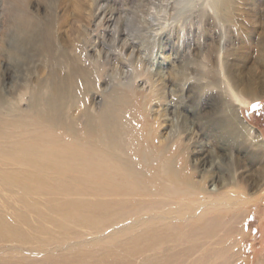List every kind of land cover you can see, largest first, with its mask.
Wrapping results in <instances>:
<instances>
[{
	"label": "rangeland",
	"instance_id": "rangeland-1",
	"mask_svg": "<svg viewBox=\"0 0 264 264\" xmlns=\"http://www.w3.org/2000/svg\"><path fill=\"white\" fill-rule=\"evenodd\" d=\"M203 2L204 0H31L27 12L29 10L28 13L42 26V28H50L55 35L56 50L51 53L52 55L50 58L53 59V61L48 63L46 61H48L49 55L40 48L41 43L38 38L33 39V41L31 40L32 42L30 43H25L24 41L26 40L23 39V36L17 38L14 36L12 39L8 38L9 41L7 40L6 42V28L10 15L7 10L8 1L0 0V102L4 101L6 103L1 106L0 112L2 114L5 113L4 107L7 108V105H10L14 113H11V115L19 114L21 120L31 121L33 124V126L28 125L29 129L27 130L25 129V125L18 129L12 128L9 133L10 136L5 139V141L8 140L6 145L14 143L18 139L20 140L21 136L19 138V135L23 132H27V135L31 137L30 134H32L33 131L32 137L41 136L45 141H48L47 134L51 133H48L46 129L44 130L43 125L39 123L37 119L33 117L29 119L30 108L34 106V104L37 105V108H43L48 102V98L54 86L52 83H55L53 82L52 76L63 79L62 77L68 73L67 70H69V65L79 61L77 66L86 70L89 74L91 73L89 78H91L90 81L94 84L92 88L93 91H91V88L84 90L85 87L80 82V79L77 78V88H75L74 91L72 90V98L69 97L64 102L65 104L62 101V103L58 105V110L60 107L61 110L59 112L64 113L68 109L66 112L68 113L67 115L70 116V113L75 107L76 110H74L72 114L76 116V124L78 125L74 122L72 128H76L79 137H84L85 133L88 134L87 132L83 134V123H85V119L79 115L82 114L80 110L82 111L84 107H89L88 110L94 119H92L91 124L93 122L97 129L100 127V129H96V133L97 136H101L100 132L105 133L106 129L108 132L110 131L105 123L103 125L99 123L100 117L98 118V115L105 107L103 105L109 102V100L112 103L123 100L117 107L119 111L114 113V117L116 115V119L119 121L118 125L119 123L120 125L118 128L114 127L113 132H118H116L118 140L122 142L119 143L120 148L117 150L118 155L126 162L129 160L128 163L131 164V167L134 165L132 167L133 175H131L130 180L134 178L132 180H135L136 184L138 183L137 185L140 186H138L140 190H144L142 191L143 193L148 192L147 194L150 196L152 194L151 197L149 196L150 198L140 199L135 196V198H133L136 199L134 200L135 202L137 200V202L141 200L146 201V199L151 201L154 199L155 201V198L156 201H159L160 198L162 200V198H164L163 196H167L168 193H171L168 195H173L174 193L179 194L183 191L180 188H173L169 184V186L163 184V194L157 197L151 190V186H153V190L157 192V189L154 188L155 184L153 179L155 178V180H158L157 178H159L160 175H164L163 173L166 169L169 171H171L172 168L174 169V167H171L174 162L177 169L182 166L184 172L191 173L190 177L192 176L191 179L196 182V185L201 182L202 173L194 162H196V159L205 156L211 161V168L208 171L207 178L209 179L216 176L221 179L215 187L209 186L208 182L203 183V187L207 189L205 188L201 192L197 190L193 191L196 192L197 196L195 193H191L189 195V200H181L177 205L170 206V208L176 209L181 205L186 206L187 203L188 205H192L181 211L179 216H162L166 221L162 219L160 223L158 221L159 228L165 227L164 231L167 228L168 231L164 232L162 228L164 233H162V231L159 233L157 244H154V247H157L156 249H154V247L149 249L150 247H146L141 241L143 237L141 234L144 228H135L136 232L133 228L130 230L125 229L133 222L131 219H134V213L132 214L131 212L132 217L129 215L130 213H127L129 209L127 207L129 206L119 205L113 208V204L111 207L109 205V212L108 210V213L104 212L105 214L107 213L106 215L99 211L97 212L95 208L92 209L97 213L94 211L93 213L92 209L89 210L90 212L82 209L79 211L80 213H73L71 212V208L69 212L71 202H78V200L82 202L83 199H86V201L87 199L94 200L91 196L83 197L82 199L80 195L79 198L78 194L73 193L75 192L74 190L80 191V189H83L86 193L89 192L88 194H90V192L91 194L98 192V190H100V188H97L98 183L92 178L86 177V179L85 176L81 175L77 177L76 172H65L61 174L43 173L41 175L39 173L38 175L40 176H38L34 182L36 185L41 184V187L38 185L41 191L39 192V189L35 185L37 190L32 188V191L25 194L20 192L21 190L13 189L14 187L7 188L13 189V191L16 190V192L14 191L15 193L12 190L10 191V189L5 190L6 192H2L6 187L4 186L2 190L1 186L0 202L4 203L3 205L0 203V207L2 208H0V212L2 215L7 216V218L5 217L4 219L10 226H14L19 230V235L16 239H0V264H264V174H258L264 167V0H229L230 7L227 11L224 10V12H222L225 16L229 17V19H227L229 22L226 24V34H224L225 32L220 25L221 22L223 23L221 18L214 17L211 10L208 7L205 8ZM102 6L107 10L105 11L106 16H104L107 19L106 21L104 20L102 24L98 25L96 15L98 14V8ZM93 17L96 19L94 18L93 20ZM108 18L111 21H109ZM143 20L148 24H141L140 22ZM114 31L119 33V39H123V41L120 39V42L122 41L123 43L126 41V43L124 42L126 45L122 50H115L112 47L111 37ZM223 37L225 38L224 42L222 41ZM56 40H59L58 44H60V48ZM120 44L121 43H119L118 46ZM6 46L12 49L16 48L14 52L17 54L12 55L11 60L5 58L4 52ZM97 51H101V58H98L99 60L94 62L93 60L98 57ZM218 58L227 63L222 71L224 77L232 78L233 80L237 79L242 83L239 89L243 92L238 96L240 99H238L239 102L232 96H229L226 87L223 88V85L221 86L220 82L223 77L219 70L220 61ZM19 62H21V64ZM53 62L57 64L54 66L52 64ZM66 64L67 66H65ZM53 70L55 74H53ZM59 76H61V78ZM45 89L48 91L46 92ZM79 91H81V94ZM107 96L109 97L107 98ZM33 97L34 103L32 105ZM73 98L75 100H73ZM117 99H119V101ZM253 99L257 100L252 101ZM77 101L79 102L75 103ZM126 101L127 103H125ZM66 102L73 103H71V105L70 103L66 104ZM248 102L249 104L247 105ZM38 103L42 105L39 107ZM74 103L79 107L77 108ZM123 103L125 104L123 105ZM69 105L73 108L69 107ZM166 107L168 110L163 113ZM129 108L130 110H128ZM228 109L235 112L243 125L253 130L255 136H257L255 141H251L249 137H245L242 131L241 134L238 133L242 136V138L238 140L239 143L236 141L237 138L233 141L228 140L224 129V124L228 121L231 122V118L227 112ZM131 110L134 111L132 112ZM172 110L174 111L173 113ZM91 111L95 114L91 113ZM66 112L63 115H66ZM132 114L135 115L133 116ZM121 116H123V118ZM78 117L81 119L79 118L78 120ZM128 120L131 121L129 122ZM24 121H21L20 124L24 123ZM35 122L38 123L36 124ZM58 124L59 120L56 122L55 126L60 127ZM97 124L100 125L98 126ZM96 125L98 127H96ZM121 125L125 128L122 129V127H120ZM37 127H40L39 130ZM81 127L83 128L81 129ZM120 130H122L123 133H120ZM2 132L4 131L2 130ZM8 132L9 131H7V133ZM11 132H13V134L16 133L11 135ZM42 132L44 133L42 134ZM138 132H140V136H138ZM143 132L148 136L151 135L152 140L148 139L146 141L143 139L145 137ZM190 132L193 133L191 134V140L188 139L190 137ZM54 135L56 136L55 145H61L63 141L65 144H69L72 149L76 145H72V143L69 142L68 135L66 133L64 134V131L61 129L56 130ZM24 137L25 135L22 136V138ZM60 137L67 139L63 140ZM88 137L89 136H87V138ZM91 138L94 139L95 135ZM129 138L132 139L129 140L130 142L128 141ZM125 141L127 142L125 143ZM124 145L128 147L125 149ZM169 145L170 147H168ZM161 146H165L163 147L164 149H161ZM179 147L180 149H178ZM180 150L183 153L182 156L178 154ZM129 152H131V155ZM135 152L138 153L135 154ZM159 155L162 158H160ZM8 156V154L4 156L5 160L9 159ZM163 157H165V159H170L169 157L173 159L171 162H168L170 165H167L166 168L163 166L165 160ZM7 161L3 162V164H6V167L8 166L7 168L4 167L5 165H0V167L13 171L19 169L10 159L8 163ZM105 164L109 165L108 162H105ZM139 168L141 170H139ZM21 170V174L17 172L21 179H24L30 170L33 174L38 172L36 169H25L24 172ZM167 170L166 172H169ZM142 171L144 173H142ZM87 180L91 181L90 187H87L84 183V181ZM34 182L30 183L31 187H34ZM42 183H44V185ZM56 184L58 186H55ZM157 185L156 183V186ZM47 186L49 191L47 190ZM36 191H38V193ZM44 192L48 193V197ZM15 194L19 195L18 198L20 201L15 197ZM37 194H39V196H37L39 202L35 199ZM198 194L201 195L202 199ZM29 196H31V198ZM51 197L54 201L50 202V200H52ZM226 197L229 198L227 199ZM104 198L111 200V203L114 201L111 197L103 196V200H105ZM30 199H34L32 200L33 202H31ZM164 199L166 201L167 197ZM47 200L49 204L46 203L47 205H43ZM62 200L64 202H62ZM8 202L15 204L9 206ZM65 202H67V208L65 205L63 206ZM31 203H34V205L42 203L46 209L40 204L37 208ZM168 203H170V201H168ZM174 203L176 202L174 201ZM20 204L23 205V207ZM170 204H172V202ZM215 205L216 207H214ZM221 205L223 208L220 209ZM226 205H228L227 208H224ZM17 206L19 209L16 208ZM6 207H8L7 210L5 209ZM30 207L37 209L38 212L29 209ZM54 207L55 212L53 213L52 211L54 210L52 209H54ZM62 207L66 208L67 213H72L73 215L71 216L74 218L71 216V218L66 217L67 214L65 215V213H63L65 208L63 209ZM14 208L18 213H13L16 212ZM47 208H49V210H47ZM20 209L21 212L19 211ZM39 209L41 211L43 209L44 211L47 210L50 214H47L45 217L41 214L44 213V211L39 213ZM59 209L63 210L62 214H60L61 212L59 213ZM114 209L115 212L117 210V214L114 212L115 215L111 214ZM192 209L195 211H192ZM111 210L113 211L110 212ZM208 210H211V212ZM226 210L229 214H226ZM124 211L125 214L127 213L128 215L124 216L127 221L121 218V216L123 217ZM183 212L184 216L181 215ZM31 213L35 214L31 215ZM156 213V211H153L147 215L151 216L153 214L151 216L152 218L157 217L156 215L160 216V214ZM18 214L22 215L19 217L21 219L18 220L19 222L17 221V225L14 219H16ZM25 214L26 217L24 218L25 220L28 219L29 221H27L29 223L22 218ZM96 214L99 215L96 216ZM109 214L112 215V218L115 216L114 219H109ZM190 214L191 216L189 218ZM15 215L17 216L15 217ZM35 215L41 218L38 219ZM80 215L83 217L85 215L87 217L85 220L82 217L83 221ZM75 216H79V218L77 217L76 219ZM100 216H102V218ZM105 216L108 218V221ZM31 217L36 219L33 220ZM43 217L45 219L43 220L45 224L43 221H39L40 219L42 220ZM47 217L49 219H46ZM169 217L174 218L170 220ZM92 218L93 221H91ZM187 219L191 221V223L195 222L189 224V228ZM219 219L220 221H217ZM7 220H10V222ZM185 220L187 223H185ZM31 222L34 223L33 226ZM46 224L49 225V229H47ZM76 224H78V226ZM85 224H87V226L90 225L88 226L90 228H93L95 225L96 227L91 230L86 227ZM80 225L82 226L79 227ZM181 225H186L187 228L184 226L182 230ZM44 226L46 228L45 231L49 230L50 232L47 231L49 233H47L48 236L45 235L46 233L42 229ZM37 228L38 230H36ZM155 228L157 229V227ZM203 228H208V230H203ZM210 228L212 229L210 230ZM227 229H229L228 232H226ZM125 230L126 233H124ZM99 231H102V233ZM108 232L111 233V235L114 234V236L111 237ZM128 232L131 234H128ZM174 233L175 236L173 235ZM227 233L228 237H225ZM134 234H138L139 236H135ZM164 234L165 237L168 236V240L167 238L165 239L163 236ZM171 234L174 237L178 236V238L176 237L177 239H175V241L178 240V243H175L176 245L174 244V237H172ZM177 234H181V236ZM37 236L38 238H36ZM110 237L114 240L109 239ZM103 238L105 240H103ZM136 238L139 242H137L138 240H136ZM169 238L171 240H169ZM53 239L55 243H52ZM117 239L119 242L122 241L121 239L124 240L121 242V244H123L122 246ZM132 239H134V241H132ZM127 241H131L132 243H128ZM164 241L167 243L166 245H164ZM216 241L221 244H218ZM45 242H47V244H45ZM168 242H170V244H168ZM203 242L205 243L203 244ZM99 243H102L101 247L98 246ZM23 244L25 249L22 248ZM102 245L106 246H103V248ZM131 245L133 247H131ZM134 246H137V248L135 247L137 250L134 249ZM166 246L167 248L169 246V248H165ZM132 248L136 251H132ZM213 253L214 255H212ZM139 254L143 255L139 256ZM219 255L222 256V258H220ZM130 256L134 258L131 259ZM204 256L206 258H204ZM127 260L130 261L128 262ZM143 261H145V263H143Z\"/></svg>",
	"mask_w": 264,
	"mask_h": 264
},
{
	"label": "bare ground",
	"instance_id": "bare-ground-1",
	"mask_svg": "<svg viewBox=\"0 0 264 264\" xmlns=\"http://www.w3.org/2000/svg\"><path fill=\"white\" fill-rule=\"evenodd\" d=\"M8 1V3H7V10L9 11V15H10V19H9V22H8V25H7V35H6V42H7V40L9 41V39L8 38H10V39H12L14 36L17 38V37H19V36H23V39L24 40H26V41H24L25 43H30V42H32L33 41V39H39L40 40V48L42 49V50H44V52L45 53H47L48 55H49V59H48V61H46V62H48V63H51L52 61H53V59H51L50 57H51V53L52 52H54L55 50H56V47H55V45H56V43H55V35L53 34V31L50 29V28H47V27H43L42 28V26L40 25V24H38L33 18H32V16L28 13L29 12V10H28V12H27V9L29 8V6H30V3H31V0H7ZM47 1V0H46ZM97 1V0H96ZM37 2V1H36ZM98 3V2H97ZM204 6H205V8H209L210 10H211V12H212V14L214 15V17H218V18H221V20L223 21V23L221 22V28L223 29V31L225 32L227 29H226V24H228V22H229V20H227V19H229V17H227V16H225L222 12H224V10H228V8L230 7V5H229V0H204ZM6 4V3H5ZM46 4V3H45ZM92 5H93V2H92ZM91 5V6H92ZM95 5V4H94ZM45 6V5H44ZM43 6V7H44ZM90 6V7H91ZM97 7V6H96ZM50 8V7H49ZM96 9V8H95ZM105 11H107L106 10V8L104 7V6H102V7H99L98 8V14L96 15V18L98 19V25H100V24H102L103 22H104V20L106 21V19L107 18H105L104 16H106L105 15ZM111 17V16H110ZM109 17V18H110ZM35 18V17H34ZM94 18L95 17H93V20H94ZM95 18V19H96ZM109 18H108V20H109ZM113 18V17H112ZM127 18V17H126ZM115 19V18H114ZM38 20V19H37ZM109 21H111V20H109ZM116 21V20H115ZM7 22V21H6ZM95 22V21H94ZM123 22V21H122ZM114 23V22H113ZM141 24H148L146 21H141L140 22ZM5 24V23H4ZM106 24V23H105ZM6 25V24H5ZM96 25V24H95ZM139 27H140V25H139ZM113 34H112V47H113V49H115V50H122L124 47H125V43H126V41H124L123 43H122V41H123V39L122 38H120V39H122V41L120 42V39H119V33L117 32V31H114V32H112ZM224 34H226V32L224 33ZM105 35V34H104ZM104 35H102V36H104ZM72 37H73V35H72ZM76 37V36H75ZM42 39V40H41ZM56 39H57V37H56ZM32 40V41H31ZM224 40H225V38L223 37L222 38V41L224 42ZM13 41V40H12ZM19 41H21V40H19ZM42 41V42H41ZM71 41V40H70ZM23 42V41H22ZM56 42H57V44L59 43V40L57 41L56 40ZM73 42H76V41H73ZM71 43V42H70ZM119 43H121L119 46H118V44ZM96 44V43H95ZM11 45V44H10ZM17 45V44H16ZM59 45V48H60V44H58ZM95 46V45H94ZM15 47V46H14ZM29 47V46H28ZM98 48V47H97ZM15 50H16V48H14ZM14 49H12L11 47H9V46H6V48H5V52H4V54H5V58H7V59H9V60H11V56L12 55H15V54H17V53H15L14 52ZM58 50V49H57ZM94 50V49H93ZM221 50H222V48H221ZM96 52V51H95ZM98 52V57H96L93 61L94 62H96L97 60H99L100 58H101V51H97ZM221 52H223V51H221ZM90 53V52H89ZM88 53V54H89ZM108 53V52H107ZM119 53V52H118ZM56 54V53H55ZM91 54H92V52H91ZM97 54V53H96ZM95 56H97V55H95ZM110 57V56H109ZM221 57H222V53H221ZM55 58V57H54ZM92 58V57H91ZM99 58V59H98ZM219 59V61H220V72H221V76L223 77L222 78V80H221V86L223 85V88H227V90H228V92H229V96H232L233 98H235V100L237 101V102H239V94H241L243 91H241L239 88H240V86L242 85V83L239 81V80H233L232 78H228V77H224V75H223V73H222V71H223V69H224V67H226V65H227V63L224 61V60H221L220 58H218ZM58 60H60V59H58ZM15 61V60H14ZM65 61V60H64ZM93 61H91V62H93ZM79 62V61H78ZM78 62H76V63H71L70 65H69V70H67L68 71V73L67 74H65L64 75V77H62L63 79H59L57 76H52L53 77V82H55V83H52V85H54L53 86V88H52V90H51V93H50V96H49V98H48V102L44 105V107L42 108H37V105L36 104H34V106H31V110H30V112H29V119H31V117H33V118H35V119H37V121L39 122V123H41L42 125H43V128H44V130L46 129V131L48 130V133H51V134H47V138H48V141H45L41 136H39V137H32V134H33V132H32V134H30L31 135V137L30 136H28L27 134V132H23V133H21L20 135H19V138H20V136H21V138H20V140L18 139L17 141H15L14 143H11V144H8V145H6V142L8 141H5V139L6 138H8L9 136H10V130L13 128H21L23 125H25V127H23V128H25L26 130L27 129H29L28 128V125H32L33 126V124L31 123V121L30 122H28V121H24V120H21L19 117V114L17 115H11V113H13V110H12V108H11V106L9 105H7V108H5L4 107V111H5V113H1L0 112V165H5L4 167L5 168H7L6 167V164H3V162L4 161H7V163L9 162V159H10V161L14 164V165H16L17 167H19V169L17 170V171H13V170H10L9 168V170H6V169H4L3 167H0V187L2 186V190H3V187L5 186L6 187V189L4 188V190L2 191V192H4L5 190H8V189H10L11 187H14L13 189H18V190H21L20 192H22V193H27V192H30V191H32L33 189L32 188H35V185H36V183L34 182V180L35 179H37V177L38 176H40L41 174H43V173H50V174H61V173H65V172H71V173H73V172H76L77 173V177L79 176V175H81V176H85V178L87 177V178H92L93 180H95L98 184H97V188H100V190H98V192H95L94 193V191L92 190V192L94 193V194H91V192H90V194H88V193H86V191H84L83 189L81 190L80 189V191H77V190H74L75 192H73L74 194H78V197H79V195H80V197H82V199H83V197L85 198V197H89V196H91L92 198H94V200H91V199H87V201H86V199H83L82 200V202H79V200H78V202L76 203V202H71V206L69 207V212H70V208L72 209L71 210V212H73V213H80L79 211L80 210H82V209H85V210H87L88 212H90L89 210H91L92 208L94 209H96V211L98 212H101V213H104V212H107V210H108V212H109V210H110V208L108 209V207H109V205H110V207H111V205L113 204L114 206H113V208L115 207V206H129V207H127V208H129L128 210H127V213L132 217V215H131V212H132V214L134 213V215H133V217H134V219H131V221L133 220V222L132 223H130L131 225L130 226H127V228H125L126 230H130V229H134V231H135V228H138V227H142V228H144V231H143V233L141 234L143 237H142V239H141V241L146 245V247H150L149 249H151L152 247H154V244L157 242V240H158V237H159V233H161V231H162V228H159V223H160V220L162 219L163 221L165 220V218H163L162 216H173V215H177V216H179V214H180V212L181 211H183L184 209H187V208H189L190 206H192L191 204H189L188 205V203L186 204V206H178L176 209H173V208H170V206H173V205H177V203H180V201L181 200H189V195L192 193H195L196 194V192H193V191H203L205 188L203 187L204 186V184L203 183H206V182H208L209 183V186H212V187H215V185H217V183L221 180L220 178H218V177H216V176H213V177H211V178H207L208 176V171H209V169L211 168V166H210V163H211V161L207 158V157H205V156H203V157H201V158H199V159H196V162H194V163H196V165L198 166V168H199V171L202 173V180H201V182L198 184H196L195 185V181L193 180L192 181V179H191V177H190V175H191V173L189 174V173H186V172H184V170L182 169L183 167L181 166V168L179 167L178 169L176 168V166H175V162H174V164H173V166L171 165V167H174V169L172 168V170L171 171H169V170H167V171H169V172H166V170L164 171V175H160L159 176V178H157L158 180H155V178L153 179V182H154V188H156L157 189V192H155L154 190H153V186H151V190H152V192H153V194H155L157 197H159V196H161V194H163L162 193V190H163V188H164V186H163V184H166V185H170L171 187H173V188H177V189H182L183 191L182 192H178L179 194H173V195H168V194H171V193H168L167 194V196H163L164 198H166L167 197V202L165 201V199L164 198H162V200H161V198H160V200L159 201H156V198H155V201H154V199H153V201H151V200H148V199H146V201H143V200H141V201H139V202H135L134 200H136V199H133V198H135V196L136 197H139L140 199L141 198H148L150 195H148L147 193H143L142 191H144V190H140L139 189V185H137L136 183H135V180H132V179H134V178H132L131 180H130V178H131V175H133V169H132V167L134 166H132L131 167V164H129L128 163V161L126 162L124 159H121L120 157H119V155H118V149L120 148L119 147V143L121 142V140L119 141L118 140V135H117V131H115V132H113L114 130V127H116V128H118V126L120 125V123H119V125H118V120L116 119V115H115V117H114V113L115 112H118L119 111V109H117V107L119 106V103H121L123 100H121V101H119V99H117L119 102H116V103H112L110 100H109V102H106V104L105 105H103V106H105L104 108H103V110H101L100 111V114L98 115V118L100 117V124L101 125H103L104 123H105V125L108 127V129L110 130L109 132L107 131V129H106V132L105 133H103V132H100L101 133V136L100 135H98L97 136V133H96V129L97 128H95V126H94V124H93V122H92V124H91V121H92V115L90 114V112H89V110H88V108H86V107H84L83 108V110L81 111L80 110V112L82 113L81 115H79L80 117H84V121H85V123H83L84 124V132H83V134L85 133V132H87L88 134H84V137H79L78 136V134H77V131H76V128H72V125L74 124V122H75V124H76V116H74L73 114H72V112L74 111V110H76L75 109V107H74V110L70 113L71 115L70 116H68L67 114V110L65 111L66 112V115H63V114H65V112L64 113H62V112H59L61 109H60V107H59V110H58V105L59 104H61L62 103V101H63V103L70 97V98H72V96L73 95H71L72 94V90L74 91L75 90V88H77V81H76V79L78 78V79H80V82L83 84V86L85 87V89L84 90H86V89H90L91 88V91H93V87H94V84L92 83V81H90V79L91 78H89V75L91 74H89L86 70H83L82 68H80L79 66H77V63ZM20 64H21V62H19ZM22 63L24 64V62L22 61ZM17 64V63H16ZM54 66L57 64H55V62H53L52 63ZM96 64V63H95ZM26 65V64H25ZM4 66V65H3ZM65 66H67V64L65 65ZM63 68V67H62ZM68 69V68H67ZM59 70V69H58ZM67 71H65V72H67ZM61 72V71H60ZM59 72V73H60ZM53 74H55L54 73V70H53ZM157 75V74H156ZM159 75V74H158ZM60 78H61V76H59ZM94 78V77H93ZM94 83H95V80H94ZM46 84H48V83H46ZM47 86V85H46ZM82 86V87H83ZM96 86V85H95ZM207 86V85H206ZM48 87V86H47ZM47 89V88H46ZM45 89V90H46ZM95 89V88H94ZM77 90V89H76ZM81 90V89H80ZM83 90V91H84ZM98 90V89H97ZM43 91V90H42ZM48 90H46V92H47ZM87 91H89V90H87ZM225 91V90H224ZM45 92V91H44ZM44 92H42L43 94H45ZM80 92V94H81V91H79ZM227 92V91H226ZM48 93V94H49ZM78 93V92H77ZM76 93V94H77ZM92 93H94V92H92ZM112 94V93H111ZM89 95V94H88ZM115 95V94H114ZM248 95H250V94H248ZM32 96V95H31ZM33 96H35V95H33ZM76 96V95H75ZM82 96V95H81ZM117 96V95H116ZM226 96V95H225ZM77 97V96H76ZM75 97V98H76ZM109 96H107V98H108ZM231 97V98H232ZM32 98V97H31ZM36 98H38V97H36ZM83 98V97H82ZM90 98V97H89ZM118 98V97H117ZM227 98V97H226ZM239 99V100H238ZM43 100V99H42ZM70 100V99H69ZM73 100H75L74 98H73ZM73 100H71V101H73ZM77 100V99H76ZM108 100V99H107ZM117 100H115V101H117ZM255 100H257V99H253L252 101H255ZM30 101V100H29ZM45 101V100H44ZM93 101V100H92ZM114 101V100H113ZM129 101V100H128ZM141 101V100H140ZM147 101V100H146ZM252 101H250V102H252ZM74 102V101H73ZM73 102H68V103H73ZM79 101H77V102H75V103H78ZM94 102V101H93ZM143 102V101H142ZM8 103V102H7ZM31 103V102H30ZM33 103H34V97H33V100H32V105H33ZM39 103H40V101H39ZM38 103V104H39ZM42 103V102H41ZM53 103V104H52ZM67 102H66V104H68ZM74 103V105H76ZM125 103H127V101L125 102ZM125 103H123V105L125 104ZM146 103V102H145ZM4 104H6L4 101L3 102H0V108H1V106H3ZM65 104V103H64ZM64 104H63V107H64ZM132 104V103H131ZM249 104V102L247 103V105ZM42 105V104H41ZM40 104H39V107L41 106ZM55 105V106H54ZM72 105V104H71ZM71 105H69V107H72ZM73 105V106H74ZM84 105V104H83ZM127 105V104H126ZM133 105V104H132ZM145 105V104H144ZM13 106H15V105H13ZM68 106V105H67ZM92 106V105H91ZM100 106H102V105H100ZM139 106V105H138ZM142 106V105H141ZM76 107H77V105H76ZM79 107V106H78ZM77 107V108H78ZM132 107V106H131ZM239 107V106H238ZM15 108V107H14ZM73 108V107H72ZM71 108V109H72ZM126 108V107H125ZM3 109V108H2ZM40 109H41V111H40ZM66 109V108H65ZM81 109V108H80ZM142 109V108H141ZM15 110V109H14ZM28 110V109H27ZM79 110V109H78ZM77 110V111H78ZM94 110V109H93ZM122 110V109H121ZM128 110H130V108L128 109ZM167 107L164 109V111H163V113L164 112H167ZM170 110V109H169ZM174 110H176V109H174ZM63 111V110H62ZM71 111V110H70ZM123 111V110H122ZM132 112L134 111V110H131ZM130 111V112H131ZM144 111H145V108H144ZM237 111V110H236ZM69 112V111H68ZM79 112V111H78ZM129 112V111H128ZM127 112V113H128ZM131 112V113H132ZM174 111L172 110V113H173ZM227 112L229 113V117L231 118V122H226L225 124H224V129H225V131H226V134H227V137H228V140H231V141H233L235 138H237L236 139V141H237V143H239L238 142V140L239 139H241L242 138V136L241 135H239V134H241V131H242V133L245 135V137H249V139L252 141V140H254L255 141V139H257V136H255V134H254V132H253V130L251 129V128H249V127H247V126H245V125H243L242 123H241V121H239V119H238V117H237V115L235 114V112H233L231 109H228L227 110ZM26 113V112H25ZM62 113V114H61ZM91 113H93V111H91ZM98 113H99V111H98ZM14 114V113H13ZM93 114H95V113H93ZM124 114H125V112H124ZM123 114V115H124ZM138 114V113H137ZM27 115H28V113H27ZM76 115L78 116V114L76 113ZM117 115H118V113H117ZM133 115V114H132ZM135 115V114H134ZM133 115V116H134ZM148 115H149V113H148ZM3 118H2V117ZM5 116H6V118H5ZM9 117V118H8ZM80 117H78L77 119L79 120V118ZM122 118H123V116H121ZM26 118V117H25ZM118 118V117H117ZM131 118V117H130ZM146 118V117H145ZM81 119V118H80ZM96 119V118H95ZM24 121V123H22V124H20L21 123V121ZM58 120H59V124L58 125H60V127L58 126V127H56L55 126V124H56V122H58ZM83 120V119H82ZM81 120V121H82ZM94 120V119H93ZM122 120V119H121ZM120 120V121H121ZM80 121V122H81ZM83 121V122H84ZM129 121V120H128ZM131 121V120H130ZM129 121V122H130ZM135 121V120H134ZM33 122V121H32ZM37 122V123H38ZM126 122V121H125ZM139 122V121H138ZM137 122V123H138ZM36 123V122H35ZM36 123V124H37ZM122 123H123V121H122ZM82 124V123H81ZM99 124V125H100ZM76 125H78V124H76ZM98 125V124H97ZM96 125V127H98ZM123 125V124H122ZM122 125L120 126V127H122ZM125 125H127V124H125ZM131 125V124H130ZM140 125V124H139ZM154 125V124H153ZM37 126V125H36ZM56 128H55V127ZM74 126V125H73ZM129 126V125H128ZM143 126V125H142ZM145 126V125H144ZM148 126V125H147ZM227 126H229V127H227ZM83 127H81V129L83 128ZM106 127V128H107ZM111 127H112V129H111ZM134 127V126H133ZM151 127V126H150ZM156 127V126H155ZM38 128V130H39V128L40 127H37ZM77 128H78V126H77ZM105 128V127H104ZM123 128H125V127H122V129ZM135 128V127H134ZM148 128V127H147ZM42 129V128H41ZM59 129H61V130H63L64 131V134L66 133L67 135H68V138H69V142H71L72 143V145H75L74 146V148L72 149L71 148V146L69 145V144H65L64 143V141H63V143H61V145H55L54 144V142L56 141V136L54 135V133H55V131L56 130H59ZM98 129H100V127L98 128ZM97 129V130H98ZM127 129V128H126ZM151 129H153V128H151ZM2 130L4 131V132H2ZM128 130V129H127ZM136 130V129H135ZM153 130H155V129H153ZM235 130H236V132H235ZM7 131H9L8 133H7ZM112 131V132H111ZM121 132L120 133H123L122 132V130H120ZM145 131H146V129H145ZM144 131V132H145ZM238 131V132H237ZM17 132V131H16ZM15 132V133H16ZM19 132V131H18ZM17 132V133H18ZM45 132V131H44ZM44 132H42V134L44 133ZM79 132V131H78ZM82 132V131H81ZM80 132V133H81ZM98 132V131H97ZM117 132V133H116ZM124 132H126V131H124ZM135 132V131H134ZM143 132V134L145 135V137L143 138V139H145L146 141L148 140V139H150V140H152V137H151V135L150 136H148L147 134H145ZM157 132V131H156ZM14 133V134H15ZM20 133V132H19ZM40 133V132H39ZM133 133V132H132ZM140 132H138V134H139ZM239 133V134H238ZM13 134V132H11V135ZM13 134V135H14ZM35 134V133H34ZM126 134V133H125ZM130 134H131V132H130ZM191 134H193V133H191L190 132V137L188 138L189 140H191L192 139V137H191ZM23 135H25V137L24 138H22V136ZM62 135V134H61ZM60 135V136H61ZM93 135H95V138L94 139H92L91 137L93 136ZM128 135V134H127ZM87 136H89L88 138H87ZM123 136V135H122ZM121 136V137H122ZM138 136H140V134L138 135ZM137 136V137H138ZM154 136V135H153ZM156 136V135H155ZM154 136V137H155ZM16 137V136H15ZM87 139H86V138ZM136 137V138H137ZM142 137V136H141ZM157 137V136H156ZM163 137V136H162ZM161 137V138H162ZM60 138H62V137H60ZM86 140H85V139ZM134 138H135V136H134ZM164 138V137H163ZM50 139V140H49ZM59 139V138H58ZM63 139V138H62ZM67 139V138H66ZM66 139H63V140H66ZM138 139V138H137ZM136 139V140H137ZM10 140V139H9ZM15 140V139H14ZM83 140H85V141H83ZM102 140H104V141H102ZM129 140H132V139H128V141ZM158 140H159V138H158ZM163 140V139H162ZM82 141V142H81ZM143 141V140H142ZM10 142V141H9ZM62 142V141H61ZM127 141H125V143H126ZM130 142V141H129ZM140 142V141H139ZM152 142V141H151ZM158 142V141H157ZM156 142V143H157ZM162 142H164V141H162ZM8 143V142H7ZM122 143V142H121ZM124 143V142H123ZM151 144V143H150ZM195 144V143H194ZM121 145H123V144H121ZM127 145V144H126ZM131 145V144H130ZM136 145H137V143H136ZM141 145V144H140ZM160 145V144H159ZM166 145H167V143H166ZM128 146H129V144H128ZM128 146H126L125 147V145H124V147H125V149L128 147ZM132 146V145H131ZM130 146V147H131ZM135 146V145H134ZM152 146V145H151ZM151 146H149V147H151ZM172 146V145H171ZM153 147V146H152ZM157 147V146H156ZM162 147V146H161ZM160 147V148H161ZM163 147H165V146H163ZM161 148V149H164V148ZM168 147H170V145L168 146ZM135 148V147H134ZM137 149V148H136ZM160 149V150H161ZM171 149V148H170ZM178 149H180V147L178 148ZM133 150H135V149H133ZM154 150V149H153ZM169 150V149H168ZM120 151V150H119ZM157 151V150H156ZM155 151V152H156ZM165 151V150H164ZM164 151H162V152H164ZM123 152H124V150H123ZM138 152H139V150H138ZM137 152V153H138ZM147 152V151H146ZM162 152H161V154H162ZM167 152V151H166ZM126 153H127V151H126ZM130 153V155H131V152H129ZM136 152H135V154H137ZM174 153V152H173ZM176 153V152H175ZM9 155L8 157H9V159H7V160H5V158H4V156L5 155ZM123 154V153H122ZM133 154V153H132ZM178 154H180L181 156L183 155V153H182V151L180 150V151H178ZM129 155V154H128ZM139 155V154H138ZM146 155V154H145ZM171 155V154H170ZM173 155V154H172ZM161 156H163V155H161ZM175 156V155H174ZM176 156H177V154H176ZM195 156V155H194ZM159 157H160V155H159ZM166 157V156H165ZM165 157H163V159H165ZM188 157V156H187ZM156 158V157H155ZM160 158H162V157H160ZM170 159H165L164 160V164H163V166H165V168H166V166L167 165H170V164H168V162H171V160H173L171 157H169ZM127 159H128V156H127ZM135 160V159H134ZM144 160V159H143ZM176 160V159H175ZM162 161V160H161ZM166 161V162H165ZM182 161V160H181ZM194 161V160H193ZM192 161V162H193ZM105 162H108V164L109 165H106L105 164ZM137 162V161H136ZM6 163V162H5ZM131 163V162H130ZM155 163V162H154ZM139 164V163H138ZM144 164V163H143ZM10 165V164H9ZM184 165V164H183ZM141 166V165H140ZM193 166H194V164H193ZM213 166V165H212ZM146 167V166H145ZM169 167V166H168ZM170 167V168H171ZM178 167V166H177ZM10 168H11V166H10ZM23 170V172L25 171V169H36L38 172H36V171H34V172H36L35 174H33V173H31L30 171V173L28 172L27 173V176L26 177H24V179H21L20 178V176H19V173H20V170L21 169ZM148 168H149V166H148ZM134 169H136V168H134ZM138 169V168H137ZM194 169V168H193ZM21 170V171H22ZM139 170H141L140 168H139ZM135 171V170H134ZM155 171H156V169H155ZM16 172V173H15ZM17 172H19V173H17ZM40 173V175H38ZM142 173H144L143 171H142ZM21 174V173H20ZM22 174H25V173H22ZM210 174H212V173H210ZM209 174V175H210ZM259 175H262V174H264V167L261 169V171L258 173ZM24 176V175H23ZM45 176H47V175H45ZM52 176V175H51ZM139 176H141V175H139ZM176 176H177V178H176ZM60 177H62V176H60ZM136 177V176H135ZM175 179H174V178ZM264 177V176H263ZM86 178V179H87ZM138 178V177H137ZM143 178H145V177H143ZM208 179V181H207V179ZM119 179H121V180H119ZM55 180V179H54ZM130 180V181H129ZM131 182V183H129V182ZM138 181V180H137ZM136 181V182H137ZM35 183L34 184V187H31V185H30V183ZM66 183V182H65ZM64 183V184H65ZM73 183V182H72ZM84 183L87 185V187H90L91 185V181H89V180H87V181H84ZM143 183H144V181H143ZM146 183H147V181H146ZM156 183L158 184L157 186H156ZM43 185H44V183H42ZM60 184V183H59ZM84 184V185H85ZM38 185L39 184H37L36 185V187L38 188ZM41 185V184H40ZM39 185V187H41ZM85 185V186H86ZM141 185V184H140ZM145 185V184H144ZM151 185V184H150ZM168 185V186H169ZM55 186H58L57 184L55 185ZM139 186V187H138ZM7 187H10V188H7ZM145 187V186H144ZM217 187V186H216ZM37 188H35V190H37ZM47 188H48V186H47ZM57 188V187H56ZM146 188V187H145ZM150 188V187H149ZM148 188V189H149ZM13 189H10V191L12 190L13 191ZM39 189V188H38ZM45 189H46V186H45ZM52 189V188H51ZM50 189V190H51ZM54 189V188H53ZM144 189V188H143ZM207 189V188H206ZM17 190V191H18ZM34 190V191H35ZM48 191H49V188L47 189ZM79 190V189H78ZM209 190H210V188H209ZM15 192H16V190H14ZM13 191V192H14ZM39 192L41 191V188L38 190ZM38 191H36L37 193H38ZM48 191H46V192H48ZM90 191V190H89ZM149 191V190H148ZM181 191V190H180ZM211 191V190H210ZM6 192V191H5ZM14 192V193H15ZM46 192H44L46 195H47V197H48V193H46ZM155 192V193H154ZM17 193H19V192H17ZM58 193H60V192H58ZM72 193V194H73ZM173 193V192H172ZM206 193V192H205ZM20 194V193H19ZM194 194V195H195ZM204 194V193H203ZM202 194V195H203ZM207 194V193H206ZM209 194V193H208ZM210 194H212V193H210ZM16 195V194H15ZM155 195H153V196H155ZM198 195H200V194H198ZM0 196H1V193H0ZM6 196H8V195H6ZM11 196V195H10ZM13 196V195H12ZM18 196L19 195H16L15 197H17L18 198ZM34 196V195H33ZM37 196H39V194H37L36 195V197H35V199L36 200H38V202H39V198H37ZM103 196H107V197H111V198H113L114 199V201H112V203L110 202L111 200H109L108 198L106 199V198H104L105 200H103ZM151 196H152V194H151ZM150 196V197H151ZM196 196H197V194H196ZM22 197H24V196H22ZM26 197V196H25ZM30 198H31V196H29ZM40 197L42 198V196L40 195ZM76 197V196H75ZM79 197V198H80ZM121 197H123V198H121ZM124 197H125V199H124ZM149 197V198H150ZM230 197V196H229ZM228 197V198H229ZM9 198V197H8ZM14 198V197H13ZM27 198V197H26ZM62 198V197H61ZM119 198V199H118ZM200 198H201V195H200ZM227 198V197H226ZM227 198V199H228ZM19 199V198H18ZM18 199H16V200H18ZM51 199H52V197H51ZM139 199V200H140ZM164 199V200H163ZM202 199V198H201ZM207 199V198H206ZM3 200V199H2ZM7 200V199H6ZM9 200H11V199H9ZM14 200H15V198H14ZM14 200H13V202H14ZM31 200V202H33L32 200H34V199H30ZM35 200V201H36ZM65 200V199H64ZM108 200V201H107ZM198 200H199V198H198ZM226 200V199H225ZM1 201V200H0ZM4 201V200H3ZM12 201V200H11ZM18 201H20V199L18 200ZM28 201H29V199H28ZM34 201V202H35ZM51 201H54V199H52V200H50V202ZM61 201V200H60ZM66 201V200H65ZM70 201H71V199H70ZM147 201H149V202H147ZM168 201H170V203L172 202V204H170V203H168ZM174 201L176 202V203H174ZM197 201V200H196ZM212 201V200H211ZM218 201V200H217ZM227 201H229V200H227ZM17 202V201H16ZM62 202H64L63 200H62ZM184 202V201H183ZM209 202V201H208ZM219 202V201H218ZM0 203H2V202H0ZM4 203V202H3ZM3 203L1 204V205H3ZM9 203V202H8ZM11 203V204H10ZM8 205L10 206V205H14L12 202H10ZM19 203V202H18ZM17 203V204H18ZM24 203V202H23ZM25 203H28V202H25ZM30 203V202H29ZM42 203H43V201H42ZM42 203H39L40 205H42ZM49 204V202H48V200L43 204V205H45V204ZM54 203V202H53ZM111 203V204H110ZM115 203V204H114ZM212 203V202H211ZM220 203H222V202H220ZM227 203V202H226ZM32 204V203H31ZM39 204H37V205H34V203L32 204L33 206H35V207H37L38 208V205ZM46 204V205H47ZM55 204V203H54ZM58 204V203H57ZM66 204H67V202H65V204H63V206L65 205V207H66ZM182 204V203H181ZM214 204V203H213ZM5 205H6V203H5ZM5 205H4V207H5ZM7 205V206H8ZM21 205V204H20ZM26 205V204H25ZM39 205V206H40ZM42 205V206H43ZM202 205V204H201ZM212 205V204H211ZM230 205V204H229ZM8 206V207H9ZM22 207H23V205H21ZM60 206H61V204H60ZM68 206V205H67ZM195 206V205H194ZM210 206V205H209ZM224 206V205H223ZM227 206L228 205H226L224 208H227ZM8 207H6L5 209L7 210L8 209ZM11 207H13V206H11ZM10 207V208H11ZM44 207V206H43ZM65 207H62L63 209L65 208ZM185 207V208H184ZM199 207V206H198ZM197 207V208H198ZM206 207V206H205ZM204 207V208H205ZM214 207H216V205L214 206ZM1 208V207H0ZM9 208V209H10ZM17 209H19L18 208V206L16 207ZM58 208H61V207H58ZM67 208V207H66ZM66 208L64 209V211L63 210H60L59 209V213L60 214H62V211H63V213H65V215H66V217H70L71 215H73L72 213L70 214L69 212L67 213V211H66ZM112 208V209H113ZM126 208V207H125ZM166 208V209H165ZM196 208V207H195ZM207 208H208V206H207ZM210 208V207H209ZM213 208V207H212ZM217 208H219V207H217ZM221 208H223L222 207V205H221V207H220V209ZM2 209V208H1ZM5 209H4V211H5ZM12 209V208H11ZM11 209H10V211H11ZM29 209H32L33 211H35L36 210V212H38V210L37 209H33V208H29ZM28 209V210H29ZM44 209H46L45 207H44ZM44 209L41 211L40 209V212L39 213H41V212H43L44 211ZM92 209V212L94 211L95 213H97L95 210H93ZM173 209V210H172ZM202 209V208H201ZM13 210V209H12ZM14 210H15V208H14ZM27 210V211H28ZM47 210H49V208H47ZM46 210V211H47ZM52 210H54V211H52L53 213L55 212V207H54V209H52ZM197 210V209H196ZM2 211V210H1ZM16 211V210H15ZM20 212H21V209L19 210ZM25 211V210H24ZM26 211V212H27ZM44 211V213H41L42 215H44L45 217L47 216V214H50V213H48L49 211ZM66 211V212H65ZM113 210H111L110 212H112ZM157 212L156 214H160V216H158V215H156L157 217H151V216H148L147 214H149V213H151V212ZM187 211V210H186ZM192 211H195V210H193L192 209ZM209 212H211V210H208ZM207 211V212H208ZM227 211V210H226ZM13 212V211H12ZM25 212V213H26ZM29 212V211H28ZM93 212V213H94ZM107 212V213H108ZM115 212V209H114V211H113V213H111V214H114L115 215V213L117 212V210H116V212ZM185 212V211H184ZM184 212H183V214H181V215H183L184 216ZM213 212V211H212ZM215 212V211H214ZM9 213H11V212H9ZM13 213H18V211H16V212H13ZM23 213V212H22ZM92 213V214H93ZM106 213V214H107ZM127 213L125 214V211H124V213H123V217L121 216V218H124V216L125 215H127ZM204 213V212H203ZM202 213V214H203ZM228 213V211L226 212V214ZM0 239H16V237L19 235V230L16 228V227H14V226H10L9 225V223H7L6 222V220L4 219L5 217L7 218V216H5V215H2V213L0 212ZM27 214V213H26ZM26 214L25 215H23V217L22 218H24V217H26ZM35 213H31V215H34ZM37 214V213H36ZM68 214H69V216H68ZM82 214V213H81ZM105 213H104V215H106ZM117 214V213H116ZM198 214V213H197ZM201 214V213H200ZM209 214V213H208ZM225 214V215H226ZM229 214V213H228ZM14 215V214H13ZM22 215V214H21ZM21 215L20 214H18V216L17 215H15V217H16V219H14L15 220V222H16V224H17V221L18 220H20L21 218H19V217H21ZM41 215V216H42ZM55 215H56V213H55ZM54 215V216H55ZM83 215V214H82ZM99 215V214H98ZM97 214H96V216H98ZM110 215V214H109ZM108 215V216H109ZM113 215V216H114ZM231 215V214H230ZM36 216V215H35ZM38 216V215H37ZM36 216V218H41V217H37ZM63 216H64V214H63ZM96 216H94V217H96ZM112 215H110L108 218L109 219H111L112 217H111ZM128 216V215H127ZM126 216V217H127ZM190 216H191V214L189 215V218H190ZM200 216V215H199ZM215 216H218V215H215ZM9 217V216H8ZM53 217V216H52ZM60 217V216H59ZM72 217V216H71ZM70 217V218H71ZM77 217L79 218V216H75V218L77 219ZM80 217L82 218L83 216H81L80 215ZM87 216H85L84 215V220H85V218H86ZM101 218H102V216H100ZM106 217V216H105ZM115 217V216H114ZM114 217L112 218V219H114ZM176 217V216H175ZM187 217V216H186ZM192 217H194V216H192ZM191 217V218H192ZM204 217H206V216H204ZM219 217V216H218ZM13 218H14V216H13ZM36 218H32L31 217V219H33V220H35ZM72 218H74V217H72ZM83 218H82V220H83ZM90 218V217H89ZM108 218L106 217V219H107V221H108ZM168 218V217H167ZM171 218H174V217H171ZM171 218L169 217V219L171 220ZM180 218V217H179ZM184 218V217H183ZM203 218V217H202ZM201 218V219H202ZM27 219V218H26ZM30 219V220H31ZM46 219H49L48 217L46 218ZM63 219H65V218H63ZM76 219H73V220H76ZM98 219H100V218H98ZM97 219V220H98ZM105 219V218H104ZM216 219V218H215ZM11 220V219H10ZM10 220L8 221V222H10ZM23 220V219H22ZM24 220H25V218H24ZM24 220H23V222H24ZM28 220V219H27ZM27 220H25V221H27ZM43 220H45L44 219V217L42 218V220L40 219L39 221H43ZM55 220V219H54ZM70 220V219H69ZM83 220V221H84ZM101 220H103V219H101ZM100 220V221H101ZM118 220V219H117ZM116 220V221H117ZM122 221H124L125 220V218H124V220L123 219H121ZM130 220V219H129ZM161 220V221H162ZM173 220V219H172ZM210 220V219H209ZM212 220V219H211ZM12 221V220H11ZM29 221V220H28ZM27 221V222H28ZM46 221H48V220H46ZM50 221V220H49ZM57 221H59V220H57ZM56 221V222H57ZM91 221H93V218H92V220ZM95 221V220H94ZM125 221H127V220H125ZM130 221V222H131ZM158 221H159V223H158ZM166 221V220H165ZM186 221V220H185ZM185 221H182V222H185ZM187 221H188V219H187ZM187 221L185 222V223H187ZM217 221H220V219L219 220H217ZM13 222V221H12ZM15 222H14V224H15ZM19 222V221H18ZM35 222V221H34ZM45 221H43V223H44ZM54 222V221H53ZM55 222V223H56ZM90 222V221H89ZM104 222H105V220H104ZM121 222V221H120ZM200 222H202V221H200ZM210 222V221H209ZM29 223V222H28ZM32 223V222H31ZM36 223V222H35ZM37 223H38V221H37ZM83 223H86V222H83ZM90 223H92V222H90ZM100 223V222H99ZM165 223V222H164ZM170 223H171V221H170ZM176 223V222H175ZM174 223V224H175ZM184 223V224H185ZM192 223H195V222H192ZM191 223V221H188V228H189V224H192ZM198 223V222H197ZM21 225H23L22 223H20ZM39 224V223H38ZM42 224V223H41ZM45 224V223H44ZM59 224V223H58ZM62 224H64V223H62ZM87 224H89V223H87ZM87 224H85L86 225V227H88V226H90V225H88L87 226ZM120 224V223H119ZM124 224V223H123ZM127 224V223H126ZM172 224H173V222H172ZM183 224V223H182ZM206 224V223H205ZM204 224V225H205ZM210 224V223H209ZM18 225V224H17ZM27 225V224H26ZM29 225V224H28ZM34 225V223H32V226ZM47 225V224H46ZM52 225H53V223H52ZM57 225V224H56ZM66 225V224H65ZM68 225V224H67ZM77 226H78V224H76ZM116 225V224H115ZM164 225V224H163ZM176 225V224H175ZM187 225V224H186ZM186 225H184V226H186ZM207 225H208V221H207ZM36 226H39V225H36ZM49 225H47L46 227H47V229H49V227H48ZM59 226H60V224H59ZM82 225H80L79 227H81ZM84 226V225H83ZM94 226V225H93ZM182 226V225H181ZM184 226H182V230H183V227ZM195 226H196V224H195ZM206 226V225H205ZM213 226H215V225H213ZM19 227V226H18ZM29 227V226H28ZM31 227V226H30ZM43 227V226H42ZM42 227H40V228H42ZM57 227V226H56ZM65 227V226H64ZM85 227V226H84ZM85 227V228H86ZM94 227H96V225L94 226ZM93 227V228H94ZM155 227H157V229L155 228ZM176 227V226H175ZM207 227V226H206ZM36 228V227H35ZM58 228V227H57ZM88 228H90V227H88ZM93 228H90L91 230L93 229ZM124 228V227H123ZM186 228H187V226H186ZM185 228V229H186ZM20 229H21V227H20ZM30 229V228H29ZM34 229V228H33ZM32 229V230H33ZM43 230H44V232L46 233H44L45 235H47V233L49 232V230H47V231H45V226H44V228H42ZM95 229V228H94ZM98 229V228H97ZM164 229H165V227L163 228V231H164ZM169 229H171V228H169ZM184 229V230H185ZM212 228H210V230H211ZM226 229V228H225ZM36 230H38V228L36 229ZM64 230H66V229H64ZM106 230V229H105ZM113 230V229H112ZM123 230V229H122ZM126 230H125V232L124 233H126ZM175 230V229H174ZM177 230V229H176ZM203 230H208V228H206V229H204L203 228ZM228 230L229 229H227V231L226 232H228ZM108 231H109V229H108ZM138 231V230H137ZM162 231V233H164L165 231H168V228L163 232ZM173 231V230H172ZM100 233H102V231H99ZM113 232V231H112ZM120 232V231H119ZM136 232V231H135ZM170 232V231H169ZM225 232V233H226ZM50 233V232H49ZM48 233V234H49ZM105 233V232H104ZM109 233V232H108ZM117 233H118V231H117ZM121 233V232H120ZM119 233V234H120ZM130 232H128V234H129ZM167 233V232H166ZM173 233V232H172ZM177 233V232H176ZM224 233V232H223ZM37 234V233H36ZM43 234V235H44ZM97 234H98V232H97ZM110 235H111V233H109ZM131 234V233H130ZM132 234H133V232H132ZM140 234V233H139ZM201 234V233H200ZM33 235H35V234H33ZM44 235V236H45ZM126 235V234H125ZM135 235V234H134ZM134 235H132V236H134ZM138 234H136L135 236H137ZM172 235V234H171ZM171 235H170V237H171ZM174 236H175V233L173 234ZM172 235V237H174ZM177 235H179V234H177ZM204 235V234H203ZM202 235V236H203ZM216 235V234H215ZM21 236V235H20ZM48 236V235H47ZM112 236H114V234L113 235H111V237ZM139 236V235H138ZM164 237H165V234L163 235ZM162 236V237H163ZM168 236H169V233H168ZM168 236H166L165 237V239L168 237ZM179 236H181V234L179 235ZM213 236V235H212ZM228 237V233L225 235V237ZM40 237V236H39ZM42 237V236H41ZM109 238V239H112V238ZM128 237V236H127ZM161 237V236H160ZM177 238H178V236H176ZM176 237H174V244L176 243H178L177 241H175V239H177ZM214 237V236H213ZM18 238H20V237H18ZM36 238H38V236L36 237ZM43 238V237H42ZM47 238V237H46ZM53 238V237H52ZM51 238V239H52ZM105 238V237H104ZM103 238V240H105ZM180 238V237H179ZM186 238V237H185ZM22 239V238H21ZM20 239V240H21ZM33 239H34V237H33ZM41 239V238H40ZM99 239V238H98ZM128 239H130V238H128ZM164 239V240H165ZM173 239V238H172ZM184 239V238H183ZM203 239V238H202ZM107 240V239H106ZM112 240H114V239H112ZM122 241H124L123 239H121ZM120 240V241H121ZM136 240H138L137 238H136ZM135 240V241H136ZM167 240H168V238H167ZM169 240H171L170 238H169ZM215 240V239H214ZM48 241H50V240H48ZM94 241V240H93ZM92 241V242H93ZM102 241V240H101ZM111 241V240H110ZM117 241H118V239H117ZM116 241V242H117ZM121 241V242H122ZM132 241H134V239H132ZM173 241V240H172ZM217 241H219V240H217ZM216 241V242H217ZM221 241V240H220ZM22 242V241H21ZM30 242V241H29ZM54 242V239L52 240V243ZM103 242V241H102ZM119 242V241H118ZM121 242H119L120 243V245L122 246L123 244H121ZM125 242H126V239H125ZM128 243H130L131 241H127ZM137 242H139V240L137 241ZM136 242V243H137ZM179 242H180V239H179ZM215 242V243H216ZM26 243V242H25ZM40 243V242H39ZM50 243V242H49ZM55 243V242H54ZM114 243V242H113ZM112 243V244H113ZM124 243V242H123ZM132 243V242H131ZM135 243V244H136ZM164 243H165V241H164ZM202 243V242H201ZM205 242H203V244H204ZM214 243V244H215ZM218 243V242H217ZM216 243V244H217ZM19 244V243H18ZM45 244H47V242H45ZM94 244V243H93ZM101 244L102 243H99L98 244V246H100L101 247ZM115 244V243H114ZM113 244V245H114ZM138 244V243H137ZM157 244V243H156ZM167 243H165L164 245H166ZM168 244H170V242H168ZM175 244V245H176ZM202 244V245H203ZM218 244H221L220 242L218 243ZM217 244V245H218ZM21 245V244H20ZM26 245V244H25ZM28 245V244H27ZM40 245V244H39ZM118 245V244H117ZM119 245V246H120ZM139 245H140V243H139ZM164 245H163V247H164ZM175 245H173V246H175ZM200 245V244H199ZM104 245H102V247H103ZM106 246V245H105ZM104 246V247H105ZM138 246V245H137ZM137 246H134V249H136L137 248ZM161 246V245H160ZM172 246V247H173ZM103 247V248H104ZM108 247V246H107ZM106 247V248H107ZM130 247V246H129ZM131 247H133L132 245H131ZM136 247V248H135ZM141 247H142V245H141ZM140 247V248H141ZM163 247H161V248H163ZM22 248H24V244H23V247ZM105 248V249H106ZM157 247H154V249H156ZM165 248H167V246L165 247ZM168 248H169V246H168ZM167 248V249H168ZM25 249V248H24ZM102 249V248H101ZM104 249V250H105ZM114 249V248H113ZM112 249V250H113ZM133 248H132V251H136V250H134ZM166 249V250H167ZM38 250V249H37ZM41 250V249H40ZM39 250V251H40ZM159 250V249H158ZM44 251V250H43ZM42 251V252H43ZM108 251H109V249H108ZM141 251V250H140ZM150 251V250H149ZM155 251V250H154ZM163 251H165V250H163ZM169 251V250H168ZM171 251V250H170ZM104 252V251H103ZM152 252V251H151ZM166 252V251H165ZM164 252V253H165ZM208 252H209V249H208ZM215 252V251H214ZM108 253V252H107ZM126 253V252H125ZM142 253V252H141ZM116 254V253H115ZM173 254V253H172ZM171 254V255H172ZM209 254V253H208ZM211 254V253H210ZM216 254V253H215ZM105 255V254H104ZM103 255V256H104ZM135 255V254H134ZM137 255V254H136ZM143 255V254H142ZM142 255H140L139 254V256H142ZM177 255V254H176ZM212 255H214V253L212 254ZM222 255V254H221ZM107 256V255H106ZM138 256V257H139ZM206 256H208V255H206ZM220 256V255H219ZM223 256V255H222ZM222 256H220V258H222ZM131 257V256H130ZM171 257V256H170ZM215 257V256H214ZM224 257V256H223ZM47 258V257H46ZM50 258V257H49ZM48 258V259H49ZM128 258H129V256H128ZM132 258H134V257H131V259ZM174 258V257H173ZM201 258V257H200ZM199 258V259H200ZM204 258H206L205 256H204ZM111 259V258H110ZM136 259V258H135ZM202 259V258H201ZM121 260V259H120ZM134 260V259H133ZM139 260V259H138ZM143 260V259H142ZM222 260V259H221ZM52 261V260H51ZM104 261V260H103ZM128 261V260H127ZM130 261V260H129ZM128 261V262H129ZM121 262V261H120ZM119 262V263H120ZM58 263V262H57ZM108 263V262H107ZM143 263H145V261H143ZM106 264V263H105Z\"/></svg>",
	"mask_w": 264,
	"mask_h": 264
}]
</instances>
